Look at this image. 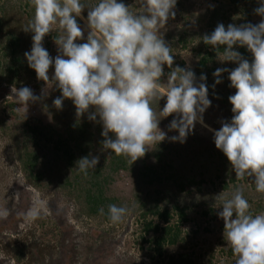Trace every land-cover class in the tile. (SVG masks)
<instances>
[{
	"label": "clouds",
	"instance_id": "9594fccd",
	"mask_svg": "<svg viewBox=\"0 0 264 264\" xmlns=\"http://www.w3.org/2000/svg\"><path fill=\"white\" fill-rule=\"evenodd\" d=\"M257 2L254 14L264 18V0ZM30 4L34 18L24 31L33 33V43L24 56L46 87L41 96L27 86L13 87L18 104L28 107L46 98L48 84L54 82L61 95L53 100V106L62 110L64 101L71 100L78 120L87 114L89 121L102 125V149L128 157L131 163L167 138L159 127L162 119L174 116L168 127L179 133L171 140L180 143L199 122L213 132L215 146L227 157L236 178H251L255 190L264 193V19L257 24L219 23L211 34L201 37L221 63L237 65L213 72V88L223 82L227 72L229 86L236 90L228 97L231 120H221V127L213 129L204 122V113L212 105L207 75L197 78L191 67H173L171 46L161 32L169 19L175 18L177 0H142L140 13L130 11L122 0H99L92 7L82 0H30ZM85 9L86 39L78 23ZM54 26L59 28L54 39L55 58L43 44ZM237 47L246 48L251 59ZM165 65L170 71L162 82ZM165 97L166 103L157 112L153 105ZM76 163L87 175L89 169L96 168L99 157L86 156ZM215 200L220 202L218 216L224 222L223 236L236 257L235 264H264V212L254 215L250 211L242 188L227 199L221 192ZM99 211L103 215L105 210ZM127 211L109 204L107 215L116 224ZM39 215L40 211L32 208L26 218L35 220Z\"/></svg>",
	"mask_w": 264,
	"mask_h": 264
},
{
	"label": "trees",
	"instance_id": "16d2710c",
	"mask_svg": "<svg viewBox=\"0 0 264 264\" xmlns=\"http://www.w3.org/2000/svg\"><path fill=\"white\" fill-rule=\"evenodd\" d=\"M26 1L25 7L30 6V0ZM123 1L128 5L129 0ZM250 1L255 5L254 8L258 7L257 0H215L219 5L217 4L212 8L209 5L208 8L210 9L200 13V16L205 17L208 15L206 24L212 30L219 23H223L225 26L232 23L239 25L240 14H248L247 20L253 16V13L248 10L249 7L243 6V4L247 5V2ZM98 2L99 0L82 1L86 6L95 5ZM180 2L181 0H177L178 11L182 6ZM141 3L142 1H138L131 4L130 11L133 9L139 13L142 12ZM210 10H212L211 13ZM0 11L3 12L0 18V79L18 87L27 86V84L32 82L31 79L37 76L35 70L28 66L24 56L26 51L31 50L33 33L25 32L24 29L22 31L21 28L17 34H3L1 24L12 21V18H7L12 13H15L16 9L10 0H3L0 4ZM82 14L85 18L87 17L85 12ZM27 16V23L22 26L26 25L27 27L29 25L34 18V11L32 10ZM193 16L188 14L187 10H184L181 18H183V24L186 25L185 29L179 30L176 34L167 35L165 41L171 46V54L173 56V53L178 48L188 49L191 42L197 44L195 47L197 63L191 69L195 72L197 78L201 74L207 75L209 99L212 101V105L204 113V121L219 129L221 125L216 122L220 123L221 120L230 121L233 116L232 105L228 97L233 95L236 90L229 86L230 81L227 72L225 73L227 76L224 74L222 76L223 82L213 88L215 83L213 72L217 68L232 69L237 65L221 63L217 59L215 51L210 46L205 45L201 39L203 35L211 34L213 31L204 28H200V31L194 30L191 23ZM203 17H200V19ZM16 19H13L15 20L14 23ZM78 22H82L80 18H78ZM13 28L17 30L19 27L15 26ZM58 34L59 29L51 33L50 38L54 40ZM50 41L48 36V41L43 42V44L49 47ZM237 50L246 58L251 59V54L246 48L237 47ZM220 58H223L222 50ZM176 62L179 63L178 66L187 68L185 60L178 58L177 61H174L173 67ZM27 79L30 80L26 81ZM35 85L40 87L41 83ZM67 103L73 104L71 100L64 101V105ZM165 103L166 97L159 102L160 107H163ZM159 105L154 104L153 107L159 109ZM18 108L20 109L19 111L17 110ZM4 109L5 112L22 120L23 127L22 132L19 133V141L21 137L20 143H22L23 150L19 155V160L22 162L27 175L37 181L41 180L45 175L42 166L47 163L46 155L42 156V154H39L41 152L38 153V148L36 151L34 145L41 146L43 149L51 148L54 158L64 157L67 160L65 170L61 171L65 177L61 186L65 188L73 186V189L78 191L77 204L83 213L90 216H101L105 220L110 221L107 215L108 205L122 206V199L117 196L118 191L112 190L109 186L114 179H121V172L129 170L133 163L128 157L117 156L111 153L110 150L104 151L102 149L101 141L104 139L101 135L102 125L97 123L96 128H93L88 118L84 119L83 117L78 120L75 113L72 119L64 124L66 126H64L65 129L62 131V124H59L61 127L47 123L44 125L36 117L35 113L32 114L31 108L22 106L17 101H6ZM74 109L76 108L74 107ZM209 115H211V119L208 118ZM173 118L174 116L168 117L170 121ZM206 140L211 141L210 144L204 143L203 149L198 152V148L193 147L194 144L199 141V144L202 145L204 141L196 139L194 144L189 146L193 148L186 153L185 158L176 145L184 148L185 144H188L187 140L184 143H180L179 141L173 142L168 138L155 145L152 151L149 150L145 154L142 167L140 168V179L143 183L140 187L141 195L138 196V199L144 200V205L147 208L146 214L153 218L146 224L144 231L136 237V243L142 250L146 252L148 250L147 254L150 258L166 254L171 264H195V258H192L193 253H179L180 258H176L175 253L169 254V251L171 247L187 242V240L193 241L194 246L196 244L195 238L200 234L201 230L205 233H215L216 227L214 224L222 220L218 216V211L222 209L217 208L220 206V202L218 201L216 204L215 197L221 192L227 199L231 198L237 188H242L244 197L250 205L252 204L250 211L256 214L264 210V197L260 198L249 192V189H255L251 178L246 176L242 179H237L235 172L231 170L227 157L221 150L216 148L214 139L206 138ZM44 154H47V152H44ZM90 155L98 156L99 163L95 169H89L87 175H85L77 169L76 162L80 158ZM173 155H176L177 159L180 160L177 161L178 166L176 167L170 161ZM149 158L151 159L150 161L147 160ZM165 159H168V161H165ZM181 171H183V174H181ZM164 182L170 183V187L155 188L153 191L148 189V187L155 186V184L162 185ZM205 182L213 186V191H209L210 193L204 192L206 191L204 189ZM179 192L193 195L192 201L188 203L180 201L179 196L175 195V193L178 194ZM259 194L262 196L261 193ZM210 195L211 197H209ZM255 198H258V200L255 201ZM100 208L105 210L103 215L100 214ZM137 210V212L140 211L138 214V221H140L143 219V211L140 207ZM191 221H196L198 228L189 230L184 227ZM218 239L224 240V236L220 237L219 235ZM221 252L229 257L224 264H235L236 257L231 248L223 249ZM214 256L215 254L212 253L207 263L199 262L198 259L195 260L198 262L197 264H215L213 262ZM216 264L218 263L216 262Z\"/></svg>",
	"mask_w": 264,
	"mask_h": 264
},
{
	"label": "rangeland",
	"instance_id": "374dc122",
	"mask_svg": "<svg viewBox=\"0 0 264 264\" xmlns=\"http://www.w3.org/2000/svg\"><path fill=\"white\" fill-rule=\"evenodd\" d=\"M2 1L0 0V4ZM10 1L16 11L15 13L11 12L12 15L7 18H12V21L1 24L3 34H17L21 28L23 31L26 25H22L27 23V14L32 12V10L34 11L31 4L25 7L26 0ZM138 1L142 0H129L128 6ZM122 2L124 1L122 0ZM124 3L127 4L126 2ZM180 4H182L179 10L181 12L178 13V4H176L174 9L175 18H170L165 27L161 29L164 39L171 33L176 34L179 30L185 29L186 25L183 24V18H181L184 10H187L188 14L194 15L191 20L194 30L200 31V28H204L214 31L206 24L208 15L203 17L200 16V13L210 9L208 8L209 5H211V8L215 7L218 4L215 0H181ZM243 6L249 7L248 10L253 13V16L247 20L248 14H240V24L248 22L257 24L261 19H264L254 14L255 5L251 1L247 2V5L243 4ZM1 12L0 18L3 14ZM84 12L87 14V9ZM132 12L139 13L133 9ZM13 16L17 18L15 23ZM82 16L83 19L80 18L82 22L78 23L85 30L86 39V18L83 14ZM200 17L203 18L200 19ZM15 26L19 28L17 30L14 29L13 27ZM57 29H59L58 26H54V31ZM48 36L51 40L50 46L44 45V47L55 58L58 54L57 45L50 38V34L46 36L47 38L44 39V42L48 41ZM196 45V43L191 42L188 49L178 48L173 53L174 61L180 58L186 61L187 68L195 67L197 63V57L195 56ZM178 64L176 62L175 66ZM232 65L236 64L232 63ZM169 71L170 69L165 65V77L162 78V82H166V74ZM53 73L54 67L50 69V76ZM224 75L227 76L225 73ZM29 80L27 79L26 81ZM31 80L32 82L27 84V87L31 88L36 96H41L42 89L46 85L43 81H39L37 76H34ZM37 83H41V86L36 87L35 84ZM13 87L21 88V86L18 87L0 79V264H171L166 254L150 258L147 254L148 250L147 252L142 250L136 243V237L144 231L146 224L153 218L146 214L147 208L144 205V200L138 199V196L141 195L140 187L143 183L140 179V168L145 156L141 160L134 162L133 168L130 166L129 170H123L121 172L122 178L114 179L109 186L112 190L118 191L117 196L122 199V206L128 210L122 222L113 224L101 216H90L83 213L77 204L78 191L73 189V186L70 188L61 186L63 179H65L61 171L65 170L67 162L64 157L54 158L51 148L43 149L41 146L34 145L36 151L38 148V153L41 152L39 154H42V156L46 155L47 163L42 166L45 175L41 180L37 181L33 178L31 179L25 172L22 162L19 160V155L23 150L22 143H20L21 137L19 141V133L22 132L23 127L22 120L5 112L4 109L6 101H17L15 94L12 92ZM161 90L165 91L166 86H163ZM47 94L46 98L36 103H30L28 107L31 108L32 114L35 113L36 117L44 125L47 123L61 127L59 124H62V131H64V126H66L64 124L70 121L76 113L75 106L73 104L70 105V103L63 104L62 110H58L53 106V100L61 95V92L55 88L54 82H49L46 89ZM160 108L162 109L163 107ZM155 109L159 112L157 107ZM86 118L88 117L85 114L84 119ZM208 118L211 119V115ZM168 120V117L164 118L159 124L160 129L166 133L169 131L167 128ZM89 122L93 128H96V122ZM216 123L221 125L219 122ZM205 124L217 129L211 123L205 122ZM178 135V132H168L167 138L171 140V137ZM206 138H213V132L197 122L194 131L190 132L186 139L188 144H185L184 148L179 145L176 146L185 158L186 153L193 147L198 148L199 152L203 149L204 143L210 144L211 141L209 142ZM196 139H202L204 141L203 144L200 145L199 141L194 144ZM193 144V147H189ZM154 147L155 145L152 146V148ZM44 152H47V154H44ZM147 160L150 161L151 159ZM166 160L168 161V159ZM170 161L176 167L178 166L177 161L180 160L177 159L176 155H173ZM181 174H183V171H181ZM170 185V183L164 182L162 185L155 184V186L148 187V189L153 191L155 188H169ZM212 187V184L205 182L204 189L206 191L204 192L213 191ZM249 192L254 196L264 197L263 193H261V196L255 189H249ZM175 195L179 196L180 201H185L184 203L192 201L191 198H193V195L184 192L175 193ZM257 200L258 198H255V201ZM138 207L143 211V219L140 221H138V214L140 213V211L137 212ZM32 208H37L40 211L39 217L35 220L26 218L27 212ZM253 214L255 215V213ZM214 226L216 227V234L205 233L201 230L200 234L195 238L196 244L194 246L193 241L187 240V242L171 247L169 254L175 253L177 258L179 253H193V259L207 263L213 253L215 254L213 262L215 264L216 262L224 264L229 257L223 255L221 251L230 247L227 246L225 239H218L219 235L223 237V232H221L224 230L223 220H219ZM184 227L189 230L198 228L196 221H191ZM195 259V264H197L198 262Z\"/></svg>",
	"mask_w": 264,
	"mask_h": 264
},
{
	"label": "built area",
	"instance_id": "2783aa9c",
	"mask_svg": "<svg viewBox=\"0 0 264 264\" xmlns=\"http://www.w3.org/2000/svg\"><path fill=\"white\" fill-rule=\"evenodd\" d=\"M170 122H171V121H167V128H168V126H169Z\"/></svg>",
	"mask_w": 264,
	"mask_h": 264
}]
</instances>
